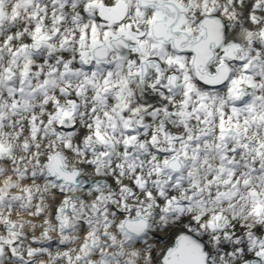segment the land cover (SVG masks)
Here are the masks:
<instances>
[{"label":"snow or ice","instance_id":"1","mask_svg":"<svg viewBox=\"0 0 264 264\" xmlns=\"http://www.w3.org/2000/svg\"><path fill=\"white\" fill-rule=\"evenodd\" d=\"M0 264H264V0H0Z\"/></svg>","mask_w":264,"mask_h":264}]
</instances>
